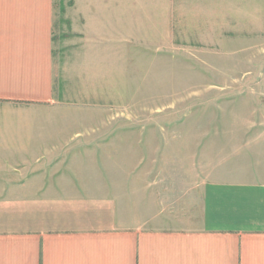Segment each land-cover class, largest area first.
Returning a JSON list of instances; mask_svg holds the SVG:
<instances>
[{
  "label": "crops",
  "instance_id": "crops-1",
  "mask_svg": "<svg viewBox=\"0 0 264 264\" xmlns=\"http://www.w3.org/2000/svg\"><path fill=\"white\" fill-rule=\"evenodd\" d=\"M204 1L207 20L225 3ZM60 2L73 50L56 82L55 0H0V264H264V131L251 178H136L100 144L116 29L178 27L180 0Z\"/></svg>",
  "mask_w": 264,
  "mask_h": 264
},
{
  "label": "rangeland",
  "instance_id": "rangeland-1",
  "mask_svg": "<svg viewBox=\"0 0 264 264\" xmlns=\"http://www.w3.org/2000/svg\"><path fill=\"white\" fill-rule=\"evenodd\" d=\"M224 1L208 20L204 0H180L178 27L116 29L114 80L92 99L100 144L112 143L136 178L143 164L166 181L251 178L254 130L264 131V0ZM54 6L57 82L73 35Z\"/></svg>",
  "mask_w": 264,
  "mask_h": 264
}]
</instances>
